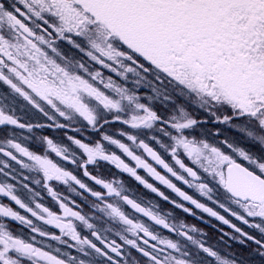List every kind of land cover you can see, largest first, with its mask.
<instances>
[{
  "label": "snow or ice",
  "instance_id": "obj_1",
  "mask_svg": "<svg viewBox=\"0 0 264 264\" xmlns=\"http://www.w3.org/2000/svg\"><path fill=\"white\" fill-rule=\"evenodd\" d=\"M253 253L264 261V0H0V264H261Z\"/></svg>",
  "mask_w": 264,
  "mask_h": 264
},
{
  "label": "flooded vegetation",
  "instance_id": "obj_2",
  "mask_svg": "<svg viewBox=\"0 0 264 264\" xmlns=\"http://www.w3.org/2000/svg\"><path fill=\"white\" fill-rule=\"evenodd\" d=\"M182 102L183 101V103H187L186 101H184V99L182 98V97H177V99H176V102L175 103H173V102H170L169 103V106H167V107H165V106H163V105H160L162 102H159V101H157V102H155V106H156V108L158 109V110H160V112H161V115H167V114H169V112L172 110V109H174L175 107H176V104L178 103V102ZM182 103V104H183ZM189 107L191 108L192 107V105L189 103ZM116 127H119L118 125L117 126H113L112 128H109V129H107L108 131H115L116 130ZM209 129H212V125L211 124H209L208 126H207ZM218 127H221L222 129H223V131H224V135H226V136H231V135H233V136H236V137H238V138H241V142H244L243 141V137H244V133H242V132H239V131H236V130H234V129H232L231 127H228V128H226L225 126H218ZM146 132L148 131V130H145ZM256 146H258V145H256ZM106 168H107V166H105ZM111 171L113 172V173H115L116 172V170L113 168V169H111ZM108 173H107V171L105 172V175H107ZM126 179L128 180V184L136 191V192H138V193H143V194H148V192H147V190L146 189H144L142 186H140V185H138L135 181H133L131 178H128V177H126ZM189 222L190 223H197V224H199V226L200 227H206L205 225H203V224H200L198 221H196L195 219H193V218H189ZM213 223H215V222H213ZM212 235H216V233L215 232H213L212 231V229H207ZM247 230H249V231H252L251 229H247ZM233 247H235V248H237V249H240L242 252H244V253H251L252 252V246H251V242H249V244H248V246H244V245H239V244H237V243H235V242H233ZM249 259H251V260H254V261H261V258H259L258 256H256L254 253L250 256V257H248ZM261 264H264V261H261Z\"/></svg>",
  "mask_w": 264,
  "mask_h": 264
},
{
  "label": "rangeland",
  "instance_id": "obj_3",
  "mask_svg": "<svg viewBox=\"0 0 264 264\" xmlns=\"http://www.w3.org/2000/svg\"><path fill=\"white\" fill-rule=\"evenodd\" d=\"M169 103H170V101H165V102H163V103H161L163 106H165V107H167L168 105H169ZM179 104H182L183 103V101L181 102H178Z\"/></svg>",
  "mask_w": 264,
  "mask_h": 264
}]
</instances>
